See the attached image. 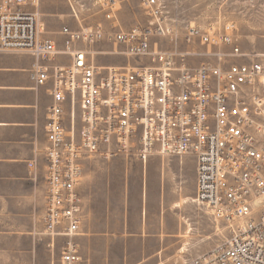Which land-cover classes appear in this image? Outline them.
Returning a JSON list of instances; mask_svg holds the SVG:
<instances>
[{
  "label": "built area",
  "instance_id": "built-area-1",
  "mask_svg": "<svg viewBox=\"0 0 264 264\" xmlns=\"http://www.w3.org/2000/svg\"><path fill=\"white\" fill-rule=\"evenodd\" d=\"M41 0H0V52L50 60L71 58L50 73L36 64L33 79L51 81L45 149V233L61 245V264H81L75 237L82 222V163L85 156L150 154L197 161L194 202L228 228L224 240L183 264H264V53L249 62L235 25L187 27L189 44L229 45L214 61L193 64L197 52L175 46L152 48L154 36L172 35L162 23L165 0H140L155 22L109 32L102 24L64 27V49L43 38ZM113 19V11L107 13ZM122 44L150 64L104 67L92 62L91 46L104 39ZM82 44V46L80 45ZM67 112H69L67 114Z\"/></svg>",
  "mask_w": 264,
  "mask_h": 264
},
{
  "label": "crops",
  "instance_id": "crops-1",
  "mask_svg": "<svg viewBox=\"0 0 264 264\" xmlns=\"http://www.w3.org/2000/svg\"><path fill=\"white\" fill-rule=\"evenodd\" d=\"M78 2L41 0L42 36L60 50L66 39L64 27L79 30L89 25L79 20ZM196 21L203 26L216 23L206 12ZM97 24L106 26L108 20L101 16ZM95 48L99 50L90 60L99 66L131 65L125 51L116 53L105 42ZM70 63V56L63 53L38 60L30 54L0 52V212L29 213L36 248L43 234L38 232L39 220L45 228V149L53 96L51 81L38 84L32 71L36 64L51 73L54 66ZM81 163L82 222L75 237L81 264H173L170 259L180 253L196 256L214 247L209 242L214 221L193 201L197 194L193 154L155 153L145 160L128 154H94ZM62 241L58 237L50 247L61 249Z\"/></svg>",
  "mask_w": 264,
  "mask_h": 264
},
{
  "label": "rangeland",
  "instance_id": "rangeland-1",
  "mask_svg": "<svg viewBox=\"0 0 264 264\" xmlns=\"http://www.w3.org/2000/svg\"><path fill=\"white\" fill-rule=\"evenodd\" d=\"M77 12L80 22H86L87 27H94L103 16L108 24L103 25L109 32L127 30L141 24L148 25L150 18L140 4V0H78ZM166 17L162 23L173 30L172 35L154 36L152 48H157L155 42H160L162 49H171L175 46L183 50H193L197 55L193 64L205 61H214L218 53L230 51L229 45L203 44L199 40L189 44L185 39L186 29L191 26H203L197 23L196 18L207 15L216 22L213 26L222 28L227 22L235 25L238 45L243 52L250 54L264 53V0H165ZM113 11L114 18L108 19L107 13ZM216 17V18H215ZM204 26H207L206 24ZM203 26V27H204ZM83 27V28H87ZM109 48L116 53L125 51L122 44L104 39ZM101 43V42H100ZM96 45V44H95ZM91 46L92 50L95 46ZM131 65L150 64L147 57L135 58L127 55ZM255 59L253 56H249ZM264 61V55L259 57ZM234 61L247 62L249 58L235 57ZM210 217V216H208ZM211 218V217H210ZM33 219L27 212L4 211L0 212V264H61V249H52L48 244L50 236L45 233L39 220L38 231L41 235L39 248L33 247L32 230ZM228 233V228L222 222H214V234L209 238L211 245L222 242ZM65 240V237H59ZM200 239V238H198ZM63 242V241H62ZM61 242V245H62ZM60 245V246H61ZM55 247V246H54ZM61 248V247H60ZM184 250L188 249L184 245ZM189 252L178 254L177 258L170 259L173 264H183L192 259Z\"/></svg>",
  "mask_w": 264,
  "mask_h": 264
}]
</instances>
